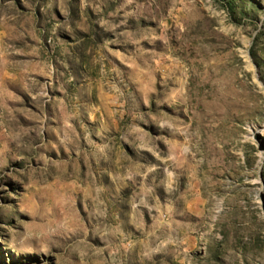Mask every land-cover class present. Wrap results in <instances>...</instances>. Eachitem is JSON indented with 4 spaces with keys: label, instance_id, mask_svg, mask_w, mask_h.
I'll return each mask as SVG.
<instances>
[{
    "label": "rangeland",
    "instance_id": "1",
    "mask_svg": "<svg viewBox=\"0 0 264 264\" xmlns=\"http://www.w3.org/2000/svg\"><path fill=\"white\" fill-rule=\"evenodd\" d=\"M0 264H264V0H0Z\"/></svg>",
    "mask_w": 264,
    "mask_h": 264
}]
</instances>
